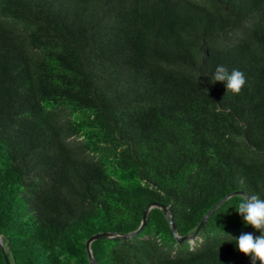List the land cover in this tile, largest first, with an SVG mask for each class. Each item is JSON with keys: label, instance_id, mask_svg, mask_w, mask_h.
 I'll return each mask as SVG.
<instances>
[{"label": "trees", "instance_id": "trees-1", "mask_svg": "<svg viewBox=\"0 0 264 264\" xmlns=\"http://www.w3.org/2000/svg\"><path fill=\"white\" fill-rule=\"evenodd\" d=\"M237 191L264 194V0H0V264L102 233L98 264H244Z\"/></svg>", "mask_w": 264, "mask_h": 264}, {"label": "clouds", "instance_id": "clouds-1", "mask_svg": "<svg viewBox=\"0 0 264 264\" xmlns=\"http://www.w3.org/2000/svg\"><path fill=\"white\" fill-rule=\"evenodd\" d=\"M210 82H220L226 92L236 95L245 85L244 74L238 69L229 70L223 64H217L211 74ZM235 213L242 219L243 224L250 226L254 232H242L233 237L220 230L217 235L218 242L231 243L250 264H264V194L256 192L245 194L235 202ZM254 233H259L255 235ZM226 237V238H225Z\"/></svg>", "mask_w": 264, "mask_h": 264}, {"label": "water", "instance_id": "water-1", "mask_svg": "<svg viewBox=\"0 0 264 264\" xmlns=\"http://www.w3.org/2000/svg\"><path fill=\"white\" fill-rule=\"evenodd\" d=\"M235 195H245L242 191H237V192H234L232 193L231 195H229L228 197H226L223 201H225L227 198H230L232 196H235ZM223 201H220L219 203H217L205 216L204 218L202 219V221L200 222L199 226L197 227L196 231L194 234L190 235V236H182V237H179L177 235V232H176V228H175V225L172 221V218L170 217L169 215V211L168 209L161 205V204H149L145 211H144V214H143V219H142V224L141 226L139 227V229L137 231H135L134 233H131V234H127L125 235V237H131L133 236L134 234L140 232L142 226L144 225L145 223V219H146V216H147V213L148 211L153 208V207H157L159 209H161L163 211V213L165 214L166 217L169 218V223L171 225V228H172V231H173V234L175 236V238L178 240V241H185V240H192L196 235H197V232L199 231V229L204 225L205 221L207 220V218L216 210V208L223 202ZM113 237H116L115 234L113 233H102V234H96L92 237H90L87 242H86V249H87V254H88V259H89V262L90 264H98L94 259H93V256H92V252L90 250V243L94 240H98V239H102V238H113ZM5 262L6 264H9L7 258L5 257ZM244 264H250V261L248 260L247 262H245Z\"/></svg>", "mask_w": 264, "mask_h": 264}]
</instances>
